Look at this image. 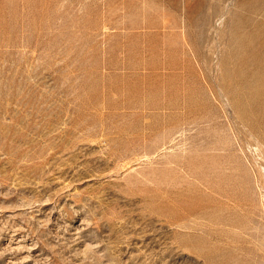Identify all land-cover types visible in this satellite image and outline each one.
Returning a JSON list of instances; mask_svg holds the SVG:
<instances>
[{
    "label": "rangeland",
    "instance_id": "1",
    "mask_svg": "<svg viewBox=\"0 0 264 264\" xmlns=\"http://www.w3.org/2000/svg\"><path fill=\"white\" fill-rule=\"evenodd\" d=\"M0 264H264V0H0Z\"/></svg>",
    "mask_w": 264,
    "mask_h": 264
}]
</instances>
